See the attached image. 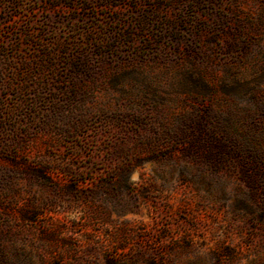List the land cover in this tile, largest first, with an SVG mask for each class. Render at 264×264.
<instances>
[{
    "label": "rangeland",
    "instance_id": "374dc122",
    "mask_svg": "<svg viewBox=\"0 0 264 264\" xmlns=\"http://www.w3.org/2000/svg\"><path fill=\"white\" fill-rule=\"evenodd\" d=\"M263 179L264 0H0V264H264Z\"/></svg>",
    "mask_w": 264,
    "mask_h": 264
},
{
    "label": "trees",
    "instance_id": "16d2710c",
    "mask_svg": "<svg viewBox=\"0 0 264 264\" xmlns=\"http://www.w3.org/2000/svg\"><path fill=\"white\" fill-rule=\"evenodd\" d=\"M195 127L198 128L199 132H190L193 137L191 141V148L189 151L193 155H206L208 158L221 157L226 148V145L220 140L222 135L212 128H207L208 122L206 120H195ZM194 127V128H195ZM198 133V134H197ZM189 137V134H184L183 139ZM264 185V179L262 180ZM221 252L224 256H233L234 250L230 247H222ZM220 251V250H219ZM216 252H214L215 255ZM256 264V263H254Z\"/></svg>",
    "mask_w": 264,
    "mask_h": 264
}]
</instances>
